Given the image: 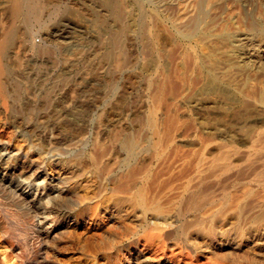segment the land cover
Listing matches in <instances>:
<instances>
[{
  "label": "rangeland",
  "instance_id": "374dc122",
  "mask_svg": "<svg viewBox=\"0 0 264 264\" xmlns=\"http://www.w3.org/2000/svg\"><path fill=\"white\" fill-rule=\"evenodd\" d=\"M5 1H7V0H5ZM5 1L0 0V27H1L0 28V32H1L0 40L3 37V33H4L3 31L6 30L7 27L9 28L13 25L12 22L10 23L11 20L9 17V13L6 9L8 2H5ZM56 1H58V2H56ZM64 1H66V2H64ZM64 1H62V0H42L41 2H46L48 5L51 3H52L51 5H55L57 3V5H61V6H63L64 4L66 6H72L73 4H75L76 6H80L82 8L87 7L86 2L74 3V0H71V1L64 0ZM149 1H152V0H149ZM171 1L170 0H153V3L150 2V4H149V2H148L147 5H145V9L147 11V14L150 13L149 15L152 14L151 16L154 17V18L151 17V18H153L152 20H154V21L148 22L149 27H150V30H148V31L150 33H152V35H150L151 37L149 36L147 38V41L150 40L151 43H150V41H148L147 43L150 44V45H148L145 42L148 46L145 43H143L144 41L140 38V33H138L139 32L138 30L135 29V30H133V32H131L132 30L129 31V32H131L130 33L131 36L128 35V37L125 36V38H124L125 44L123 42L124 45H123L122 50L126 49L125 50L126 52L122 51V53H121V61L119 63L121 68L116 66V67H118V69L115 66H113L110 62L103 60L101 57L107 48L106 41L108 39L109 34L107 32H104V34H102L100 36V39H99L98 33L96 32L97 30L93 26H91L90 23L86 19L80 20L79 18L74 17L68 13L67 14L66 13H59V14H57L58 16L57 15L56 16L55 15H49L47 13L49 11H45L44 12L45 18H43L44 23L43 24L40 23L38 25L39 27H37L38 23L37 24L34 23L33 27L31 25H29L28 27H24L22 24H20V23L18 24V27L16 30V36H15L16 39H14L12 44L10 45L12 47L9 46L7 52L3 56H0V63H3V65L8 67V69H9V73H4V74L0 73V79L3 78L5 81V82L2 81L3 79H1L0 84L3 86H6V87L2 86V91H1L2 93L0 92V195H1L0 196V205H1L0 206V264H18V263L19 264H92V261H93L92 258L89 256H86L84 253V250L86 249L87 244L89 243V242H87V241H89V237L94 238L93 239L94 243L96 241V242H99V244H100V254L98 253L99 256H98V263L97 264H184V263L188 264L189 262H190L189 264H258L259 259H260L259 262L264 264V262H263L264 261V258H263L264 257V232H263L264 227L262 228L263 230L260 233H258L257 235L253 234L252 231H248V230H250V222H252V220H254L255 217L257 218V216L260 214V211L262 209H264V206H263L264 204H262V203H264V190H263L264 187H263V185H261V183L264 184L263 183L264 182V178H263L264 173H261V172H264L262 169V166L264 167V162H263L264 161V152H263L264 151V131H263L264 130V108H263L264 102L262 103L261 101L258 102L256 99H252V97L249 96V93H248L249 89L250 90L253 89L259 83L255 85L254 84L255 81H253L252 79L247 80V82H246L247 86H249L250 84L253 83L254 87L252 86L253 88H251L250 87L251 85H250L247 88V92L244 91V94L248 93V94H246V95H248V97L243 96V97H245L243 99L246 100L248 98V100H246V102L248 104L249 103L250 104L248 107L249 110H247V112H245L243 114L238 115L236 112H234L235 115L233 116V111L227 112V110L226 109L224 110V108L222 106L219 105V107H218V103H215L211 99H202L201 100L198 98L199 99L198 100L197 97L195 96V92L198 90L197 87H200L201 82H199L200 78H199V73L197 71L198 66H196V64L198 65V59L197 58L198 57L204 58L208 54V51L206 52V49L209 50L207 48L208 45H204V44L200 43V45L197 46V45H194V43H191V44L187 43L188 42L187 38H184L186 31L184 32L183 28H179L180 23H179L178 19L176 18V17L180 16V14L183 11H185V10H183L182 12L180 11V10H182V9H180V8H182V2H181L182 0L176 1L179 3V4L177 3L178 5L181 4V6H179L180 8L177 7L178 5L176 4V2L174 0H171ZM229 1H231V0H226V1L224 0V2H223V0L222 1H219V0L218 1L217 0L212 1L211 0L210 3H208L209 4L208 7L205 6V8L207 7L206 12L209 15V16L207 15L208 16L207 18H209L210 20L212 19L213 23H214V21L216 23V20L219 19V21L217 20L216 24H210V26L212 25L211 26L212 30L211 29L210 30H211V32L213 31V33H212L213 36H211V38L214 37V32H215L214 30H216L217 25H218L217 29H219V27L222 26V24H226L227 22H229V20H228L229 18L231 19V17L237 15V13H236L237 11H239L238 16L237 17L235 16L234 18L239 19V21H241V22H244L245 21L244 19L247 18L245 12L247 13V15L250 14L251 16L255 15L257 11L260 13H264V6L261 5V2H262L261 0L260 1L252 0L254 4L248 0H235V1L232 0L234 2H232V1L229 2ZM243 1H244V4H243ZM154 2L155 3L157 2V5ZM194 2H196V1L194 0ZM194 2L192 1V3H194ZM216 2H217V4H220V6L217 5ZM240 2H241V4H240ZM245 2H247V3H245ZM255 2L260 3V4H256ZM263 2H264V0H263ZM231 3H232V5H231ZM171 4H173V6ZM228 4H229V6H228ZM154 5H156V6H154ZM193 5H195V3ZM254 5L256 7H254ZM147 6H148V8H147ZM153 6L156 8H154ZM157 6L158 7L161 6L163 9L159 10L157 8ZM209 6L214 12L211 9H209ZM171 7H173V8H171ZM219 7L220 8L222 7V8L220 9ZM149 8H151V9H149ZM152 8L155 12L152 10ZM167 8H168V10H167ZM175 8H176V11H175ZM218 8L221 10L220 12L217 10ZM234 8H237V9H234ZM100 9H101V7H100ZM171 9H173V10H171ZM223 9H224V11H227V12L223 13ZM5 10L8 14L5 12ZM208 10L211 12H209ZM232 10L234 13L232 12ZM177 11L178 12L180 11L179 12L180 14ZM240 11H242V13ZM100 12H102V9L100 10ZM227 13H229V14H227ZM240 13L243 15L241 16ZM174 14L176 15L175 17H174ZM218 14L219 15L221 14V15L219 16ZM223 14H226V15H223ZM232 14H233V16H232ZM161 15H162V17H161ZM222 15L224 17L229 15L230 17L223 19V22H221L222 18H224ZM262 16L264 17V15H262ZM47 17H48V19H46ZM67 17H68V19H67ZM212 17H214V18H212ZM151 18H150V20H151ZM175 18H176V20H175ZM7 19H8V21H7ZM209 19H207V20H209ZM58 20H60V21H58ZM80 21L81 22L86 21L87 24L85 22L81 23ZM231 21L232 20H230V22ZM88 23L91 27L88 25ZM53 24H55V25L53 26ZM155 24L157 27L155 26ZM3 25H5V27ZM163 25H165L167 33L171 34V32H172L174 40L168 39L166 37V36H168V34L165 32V27ZM213 25H215V26L213 27ZM14 26H15V24H14ZM24 28H26V29H24ZM35 28H37V29H35ZM162 28H164V29H162ZM168 28L171 30H169ZM175 28H178L177 29L178 31ZM241 30L245 31V28L241 27ZM18 31L21 33H19ZM181 31L184 34V35H182V38H181V36H179V34H181L180 33ZM216 31H218V30H216ZM28 32L30 33V35H28ZM31 32H33V33H31ZM134 32H136L137 34ZM149 32L147 33L148 35L150 34ZM154 32H155V35L153 34ZM59 33L61 35H59ZM67 33H69V34H67ZM132 33L135 35H133ZM175 34H177V35H175ZM208 34H211V33L209 32ZM103 35H106V37H104ZM153 35L155 38H153ZM156 35H157V37H156ZM19 36H20V38H19ZM29 36L32 37V39L34 41L31 40V38ZM155 39H157V41L162 43V44L159 43V45H158V43H156L157 41ZM184 39H185V41H184ZM95 41L99 42L100 44L96 45L97 42H95ZM128 41H129V43H127ZM31 42H32V44H31ZM168 42L169 43L172 42L171 43L172 46H171V44L169 45ZM140 43H142V44H140ZM186 43H187V45H186ZM184 44L186 46H184ZM13 45L14 46L16 45L15 46L16 48ZM163 45H164V47H162ZM181 45L185 48H183V47L181 48ZM191 45L193 48L191 47ZM201 45H203L204 48L200 47ZM96 46H98V47H96ZM155 46H157V48L161 47L160 51ZM165 46L167 47V49H165ZM205 46H207V47H205ZM258 46H256L257 48L255 47L254 50L251 51L250 55L252 56L251 59L253 58V59L257 60L258 58H260L259 60L261 61L262 59L264 60V56H263L264 55V43H259ZM39 47H46L48 50L50 49V51H54L56 54H54L52 52V54H49L50 56L48 54L41 55V56L36 55L35 54V48H39ZM54 47H56V50ZM99 47H102V48H99ZM146 47L147 48L149 47L148 48L149 50ZM198 47H199V49H198ZM33 48H34V50H33ZM174 48H175V50H173ZM200 48L203 49L204 51L201 52ZM66 49H67V52L65 51ZM95 49H97V50H95ZM98 49H101V50H98ZM143 49H144V51H143ZM151 49H152V51H151ZM193 49H194V51H191ZM85 50H87V51L85 52ZM163 50H164V52H162ZM180 50H181V52H180ZM78 51L81 53H79ZM147 51L151 52L150 53L151 55L149 54L150 56L147 54ZM167 51H168V54H167ZM82 52L85 53V56L82 54ZM143 52H144V54H143ZM145 52L147 55L145 54ZM200 52L203 54L202 56H199V55H201ZM205 52H206V54H204ZM90 53L93 54L92 57L90 56V55H92ZM94 53H96V54H94ZM97 53H99V55H101V56H99ZM165 53H166V55H164V57H163V54H165ZM180 53H182V55L185 57L183 58V56L180 55ZM185 53H186V55H189V56H186ZM192 53H193V55H192ZM82 55H83V57H82ZM160 55L163 58H161ZM172 55H174V56H172ZM190 55H192L193 58ZM166 56H167V58H166ZM261 56L263 57L262 59H261ZM187 57H189V58H187ZM80 58H81V61L79 60ZM98 58H99V60H98ZM123 58L127 59V61L130 63H128ZM133 58H135V59H133ZM143 58H146V59H143ZM164 58H166V60L168 61V64H167V61H164ZM89 59H90V61H89ZM122 59H123V61H122ZM168 59L169 60L172 59V60L169 61ZM1 60H3V61L1 62ZM5 60H6V62H5ZM86 60H88V61H86ZM142 60H144V62ZM195 60H197V61H195ZM99 61H102L103 63H101ZM146 61H148L149 63H153L154 61H156V65L157 64L158 65L155 66V62L153 65L155 68L154 71H156V75H154L155 73L153 71L152 65ZM191 61H193L192 65H194V66H191ZM105 62H107V64ZM162 62L166 63V64L162 65L163 64ZM169 62H171L172 64ZM181 62H182L181 65L183 67L179 66V64ZM194 62L195 63L197 62V63L195 64ZM125 63L127 65H125ZM141 63L143 65V67L141 66ZM183 63L186 65H183ZM261 63H264V61H261ZM261 63H258V64L260 65ZM123 64H124V67L122 66ZM138 64H140V65H138ZM169 64L171 65L170 68H169V66H170ZM99 66H100V68H99ZM137 66H138V68H137ZM222 66L220 65V67L217 69L218 74L219 73L223 74V73L228 71V67L223 66V68H221ZM144 67H147V68L145 69ZM177 67L180 69H178ZM185 67L191 68V70H192L191 74L189 73L190 69H188L187 71H189V72H187ZM142 68L144 69L143 72H142ZM181 68H182V71H180ZM140 69H141V71H140ZM175 70H177V71H175ZM138 71H140V72H138ZM148 71L149 72L151 71L153 74L149 73ZM147 73H149V74H147ZM176 73H177V75H176ZM9 74L10 75L13 74V76H11V77H14V78H11ZM136 74H139V75H136ZM187 74H189L191 76H187ZM145 75H147V76H145ZM164 75H165V77H164ZM157 76H158V78H157ZM160 76H162V77H160ZM167 76H169V78H170L169 80H168V78H166ZM180 76H181V78H180ZM195 76H196V78H195ZM108 78H110V79H108ZM159 78H161V80L162 79L166 80L167 86H166V84H164L165 81L162 80L163 81L162 82L161 80H159ZM190 78H193V80H191ZM151 79L154 80V82H152ZM237 79H239L240 82H243V80H241L240 77H237ZM10 80H12V81H10ZM106 80H108V81L106 82ZM111 80H113V81H111ZM157 80H158L157 84L159 85L158 89L156 86L157 84H155L157 82ZM181 80H183V81H181ZM196 82H198V83H196ZM249 82H252V83L249 84ZM186 83L189 85H187ZM192 83H194V84H192ZM190 84L193 87H190ZM195 84H197V85H195ZM106 85H108V86H106ZM177 85H178V87H177ZM184 85H187V87L185 86V88L190 92L189 94H191V95H189L188 91L185 90ZM194 85L196 88L194 87ZM159 87L162 88L161 89L162 90L161 95H163V97L158 96ZM179 87L182 89H180ZM258 87H261V86L258 85ZM192 88H194V89H192ZM163 90H164V92H163ZM258 90L260 91L261 88ZM177 91H179V92H177ZM1 94H2V96H1ZM184 94H186V95H184ZM187 94H188V96H187ZM186 96H187V98H189V100H187V101L185 100V99H187ZM163 99H165V100L168 99L169 101L168 100L165 101ZM195 99H197L198 101ZM193 100H195L196 102H194ZM203 100H206V102L205 101L203 102ZM208 100H211V101L208 102ZM153 101H157V102L159 101L157 104L158 105L157 107L155 106L157 102L154 103ZM191 101H193V102H191ZM184 102H186V103H184ZM159 103H160V105H159ZM261 103H262V105H261ZM161 104H163V105H161ZM203 104L204 105L206 104L205 105L206 108H202V107H204ZM251 104H253V105H251ZM221 107L223 108L224 111H222V109H220ZM170 108H172V109H170ZM257 109H259V110L257 111ZM167 112H170V114L169 113L167 114ZM222 112L225 114H223ZM249 112L252 114H250ZM226 113H228V114L226 115ZM154 114H156V115H154ZM244 114H246L247 116ZM169 115H171V117ZM252 115H254V116H252ZM151 116H154V118L156 117L155 121L157 122V124L155 123V125L160 124V125H158V127L156 126V129H157V135L156 136H155V134L154 135L152 134L153 132L150 130V128L148 126V122H149L148 120ZM174 117L178 121L175 120ZM259 117H260V119H259ZM167 118H171L175 121H173V123H167ZM208 120L210 121V123L207 122ZM261 120H262V122H261ZM179 121H181V122H179ZM174 122H176V123H174ZM216 122H218V123H216ZM165 125H166V127H165ZM68 127H69V129H68ZM160 132L162 133V135H160ZM165 134L166 135L171 134V135L167 137ZM129 135H130V137H129ZM126 136L128 138H133V139H135V137H136L135 140H138L139 146L136 149V151L134 152L135 153L134 161H136L134 163L135 164L134 169L137 171V173H139L140 172L139 166L144 168V169L140 168L141 173L138 175L141 176V174L143 175L146 172V173L150 174V176H151V174L155 173V176L152 175V177H154V179H156L155 185L156 184L157 185H156V187L154 186L153 190L149 189L153 192L150 191V193H149V191H146L147 198H148V196L150 197L149 200H155L156 202H158L161 205L162 204H166V206L169 205L168 207H166L165 205H162V207L167 209V210L169 209V207H171L172 202L175 204L181 203L182 207H184L183 202L188 197V195L187 196H185V195L187 193L190 195L191 192L189 193L188 191L193 190L192 192H194L196 190V192H198V191L200 192L202 199L210 198V202L202 203L203 205L205 204L204 207L202 205V206H200V207H202V209L197 208V210L192 211L194 214L191 212L190 214L177 215L173 211H169L168 213H165V215L163 216L164 219L162 221L167 223V225L165 223H163L162 224L163 227L162 226L160 227V225H161L160 223L162 221L159 219L161 221L160 222L158 220V218H153V216L150 215L156 221L158 220L159 222L158 221L157 222L159 224L155 220L153 222V219L149 218L150 216L148 214H146L148 216L145 217L146 218L145 220H147V219L148 220L145 221V220H143V218H141L140 215H137V214H139V212L129 211V210H126L125 208L121 209L122 205H124L121 200H123V202H124L125 199L122 198V196H124V195L121 193V191H119V190L117 191V186L120 184V182L122 183L125 181V177L122 178L123 176L121 177L119 174H122V173L124 174L126 172L124 167H122V166L126 163V160L128 157H127L126 151L122 148V146L120 144L122 141L126 140V138H127ZM161 136L162 137L166 136L167 138L166 137L162 138ZM124 137H125V139H124ZM157 137H159L160 139ZM258 137L260 139L257 140ZM161 138L165 139V140H161ZM144 139L147 140V142ZM166 139H167V141H168V139H171V140H170V142L169 141L167 142ZM153 141H157V144L155 145L156 148L153 145H151ZM220 143H221V147H219ZM232 144L235 147H233ZM94 145H95V148L92 150ZM157 146H158V148H157ZM171 146H173V147H171ZM217 146L219 148H217ZM162 147L164 149L161 152ZM256 147H258V148H256ZM98 148L99 149L102 148V150H104L106 152L102 151L101 149H100L101 151H98L99 150ZM150 148L151 149L153 148V149L151 150ZM231 148H232V150H234V152L232 150H230ZM233 148H235V149H233ZM255 148H256V151H255ZM223 149H225V150H223ZM90 150L93 152V154H91L92 152ZM158 150H160V151H158ZM171 150H172V152H171ZM253 151H254V153H253ZM260 151H262V152L259 153L260 154V156H259V154H257V153ZM96 152H100V153H96ZM103 152H104V156L102 155ZM141 152H142V154H141ZM243 152L244 153L247 152L246 156L249 158L245 159L244 157H246V156ZM248 152H252V153H248ZM27 153H28V155H27ZM35 153L36 154L41 153L40 154L41 156L37 157ZM182 153H184V154H182ZM198 153L200 154V159H201V161H199V163H197L198 158H199V156H197V155H199ZM222 153H227L225 162L228 160L226 162L227 163L226 167H228V168L225 167L224 169H221V170H223L221 173L218 172V171H220V170H218L217 172L214 173V174H216V176L214 174H211L207 177L204 176L200 182V184H203L201 186L198 182H195V181L193 184V180H191V178L193 177V175L195 173L194 171H197L198 169H200L202 167L203 161L205 162V161H209L212 159L214 160L215 155H216V159H217ZM234 153H236V154H234ZM239 153H241V154H239ZM99 154L101 157L102 156L103 157L101 158L99 156ZM105 154H107V155H105ZM186 154H188V155H186ZM261 154H263V155L261 156ZM92 156H98V158L100 157L99 158L100 161H98V164L108 166V168H110L109 171L111 170V172H109V173L107 172L104 175V174H100L99 172L93 171L95 173L94 174L91 170V169H93V165L90 166V164H89V163H92L91 162ZM161 156H163V157H161ZM193 156H195V157L193 158ZM240 156H244L243 157L244 159ZM30 157H33V158H30ZM87 157H89V158L87 159ZM160 157L162 159L164 157L165 158H164V160H161ZM179 157H180V160H179ZM209 157H211V158H209ZM232 157H234V158H232ZM85 158H86V160H85ZM190 158H191V160H190ZM229 158H231V159H229ZM137 159H139V160H137ZM158 159L161 161L160 164H159ZM248 159H249L248 165L245 166L244 161H246ZM254 159H256L257 161ZM82 160L88 161V162H82ZM250 160H254V162L255 161L256 162L253 163ZM260 160L262 162H260ZM115 161H117V162H115ZM183 162L185 164L186 163L188 164V165L186 164L188 166V168H186L187 166ZM192 162L194 164H192ZM250 162H252V163H250ZM113 163H114V165H113ZM147 163H148V165H147ZM189 163H191L193 166L191 167V165ZM231 163H233V164L231 165ZM136 164H138V166ZM235 164L238 167L233 166ZM253 164H255V165H253ZM194 165L196 167L198 166V168L194 167ZM241 165H242V170H244V168L246 169V167L252 166V167H249L248 170L251 168L252 169L254 168L252 170V171H254L257 168L256 165H260L261 166L260 169H262V170L259 169V167H260L259 166L258 169H256V171L251 173V175H253V176H251L249 174L251 177H253V178H251L250 176L246 175V174H248L247 169H246V171L245 170L242 171L240 169ZM232 166L234 169L232 168ZM243 166H245V167H243ZM191 168H193L194 171H191L190 170ZM145 169H147V170H145ZM162 169H164V170H162ZM239 169H240V171H242L244 173L239 174L240 173ZM120 170H122V171H120ZM152 171H153V173H152ZM157 171H160L164 174H162L160 172L158 174ZM249 171H251V170H249ZM257 171H258V173L255 174ZM224 172H225V174H224ZM219 173H220V175H219ZM156 174H157V176H156ZM244 174H245V176H247V178L249 177V179H248L249 181L245 180V179H247L246 177L243 178ZM160 175H162V176L159 177ZM168 175H169V177H168ZM240 175H243V176H240ZM75 176H77V177H75ZM78 176H81V177H78ZM117 176H118V178H117ZM214 176H215V180H214ZM172 177H173L172 180H174V181H171ZM174 177H176L177 179ZM223 177H224V179L221 180ZM261 177H262V179H261ZM136 178H138V176ZM136 178L134 177V180H135L134 182H133V180H131L132 183L127 181L128 183H131L130 186L133 187V185H134V187H137L139 185L138 179H136ZM255 178H259L260 181H257L258 179L256 180ZM241 179H242V181H241ZM75 180H77L78 182ZM79 180H80V183H79ZM159 180H161V182ZM186 180H188V184H187ZM207 180H209V181H207ZM184 181H185V183H184ZM189 181L192 182L191 184L193 186L192 185L191 186L193 187V189L189 185L190 184ZM216 181H218V182L216 183ZM251 181L254 183H252ZM76 184H77V186H75ZM90 184H92L93 187ZM160 184H162V186L163 185L164 186L161 187ZM197 184L200 186V187L198 186L199 190L197 189L198 188ZM257 184H259V185H257ZM71 185L72 186L74 185L76 188L74 186L71 187ZM175 185H177V186H175ZM184 185H189V186L187 187ZM166 186L169 189L166 188ZM207 186H209V188ZM224 187L227 189L225 190ZM164 188H166V189L163 191L162 189H164ZM247 188H249V189H247ZM114 190H115V192H114ZM179 190L180 191L182 190L181 191L182 194L179 193L180 192ZM183 190L184 191L186 190V191L184 192ZM221 190H222V192H221ZM255 190H256V192H255ZM94 191L95 192L97 191V193L95 194ZM99 191H100V193H99ZM242 191H243V193H242ZM247 191L249 193V196L248 195L245 196ZM160 192H162V193H160ZM174 192L176 194H174ZM177 192L179 194L178 196H177ZM206 192H210V193H206ZM211 192H215L214 196H216L217 199H216V197L213 196V193H211ZM79 193H80V195H78ZM92 193H94L98 197V199H99V197L101 198V200H99V201H98V199H96L97 200L96 203L98 204L97 211L100 208V210H99L100 212L98 211L100 217H99L98 222H95V223L89 222L90 220L88 219V213L87 212H84L83 214H81L82 217L76 216V211H78L77 209H79L80 207L84 208L85 206H83V205L87 206V203H88L87 199L89 200L90 197H94V195L92 196ZM113 193L115 195H113ZM163 193H166V194H163ZM150 194H151V196H150ZM155 194H158V195L156 196ZM222 194H223V197H222ZM250 194H252V196ZM84 195L86 196L85 198H84ZM108 195H109V197H108ZM181 195L184 197L181 198ZM60 196H61V198H59ZM119 196H120V199H119ZM153 197H155V198H153ZM178 197H179V199H177ZM225 197H227V198H225ZM246 197H248V199ZM221 198L223 199L222 201L220 200ZM83 199H85L87 202L85 200L83 202ZM174 199H176V200H174ZM225 199H227L229 202ZM160 200L164 203H162ZM259 200H260V202H259ZM213 201H217L218 205H216L215 204L216 202H213ZM223 201L226 204L222 203ZM244 201L246 202V204L247 203L250 204V205L247 204V205H249V208L251 205H254V206L251 207V209L245 208V206L247 207V205L244 206V204H245ZM118 202L119 203L121 202L120 205ZM209 203L210 204L212 203L213 206L212 205L210 206ZM254 203L256 204V206ZM238 204H239V206H238ZM11 205H12V207H11ZM33 205H34V207H33ZM214 205H216V206L214 207ZM54 206L56 208L54 210H52V207H54ZM208 206H210L211 208L208 209ZM218 206H220V207H218ZM8 207H9V209H8ZM242 207H244L245 209L243 210ZM15 208H17V209H15ZM61 208L62 209L64 208V209L62 210ZM204 208H206V209H204ZM221 208H222V210L224 209L222 211V213H221ZM252 208H253V210H252ZM260 208H262V209H260ZM212 210L218 211L217 217H215L210 222L204 221L203 217H205L206 214L208 215L210 213V211H212ZM32 211L34 212L33 214H32ZM127 211H129V212H127ZM252 211L253 212L255 211L256 214L252 213ZM13 212L16 214H13ZM19 212L22 214V216H25V217H22ZM131 212L133 214L136 213L135 216H137V217L133 216V214ZM245 212L249 213V214L247 213L248 216ZM18 213L20 215H17ZM202 213H204V216ZM199 214L201 215L202 219H201ZM221 214H222V216H221ZM236 214H238V215H236ZM250 214H252L254 216L256 215V216L251 217ZM27 216H29L30 218H28ZM166 216L167 217L171 216V217L167 218ZM3 217H4V219H3ZM179 217H180V219H179ZM188 217H190V219H196L198 222H199V220H202V222L200 221L198 227H203L202 225H204L205 223H206V225H204V226L207 227L208 226L207 223L208 224L211 223L214 225V226H212V228H214L216 231H220L219 229H221L223 226H224L223 227L224 229H221V231L222 230L228 231V229H230V232L225 231L226 237L225 236L223 237V240H224L223 245L221 246V244H219V242L217 240H216L217 242L214 241L215 239L212 241L207 236H202V235L193 236L194 238L196 237L195 240H194V238H193V240L191 239L193 242L190 240H187L185 238L184 232L181 231L180 227L184 226V224H187L186 222L189 221ZM242 217H245V218L243 219ZM246 217H248V220L246 219ZM60 218H61V220H60ZM62 218H63V220H62ZM238 218H240V221ZM29 219H31L30 222H29ZM139 219H142L143 221H141ZM237 219L239 222L237 221ZM183 220H184V222H183ZM243 220H247V222H245ZM9 221H11V222L9 223ZM23 221H26V222H23ZM27 222H28V227H27V225H25ZM140 222H142L143 224ZM151 222L155 223L156 225L158 224L156 226L157 228L155 227V231L150 229L152 226ZM3 223H4V225H3ZM182 223H183V225H182ZM220 223H221V226H220ZM238 223H240L239 225L242 224L243 226L242 227L239 226ZM146 224H147V226H146ZM12 225L13 226L15 225V226L13 227ZM17 225L19 226V228L17 227ZM130 225H131V227H129V229H128V226H130ZM149 225H150V227H149ZM244 225H246V226H244ZM8 226H10L12 229L9 228ZM24 226H26V227H24ZM145 226H146V228H145ZM153 226H155V225L153 224ZM237 226L239 228L241 227V230L239 228L238 229L240 230V232L244 231V233H246L245 237L247 238V236H248L249 239L248 238L246 239L245 237L237 236V235H240L239 230L235 229V228H237ZM247 226L249 227V229H247L248 228ZM6 227H8L12 231V234H10L11 236L9 235V233H11V231L7 232L8 234L5 233V231L8 230V228H7V230H5ZM31 227L33 228V230L31 229ZM159 227L163 230H159L160 229ZM225 227L227 229H225ZM148 228H149V231L152 230L151 232H155L154 234H156V232H157V233H159L158 235H160L162 233L165 236L164 235L162 236V234H161L160 237H162V238L159 237L158 238L159 240L156 239V241H155L156 235H154L152 233L154 235V237H153V235L150 236L151 232L149 233L148 231H147L148 232L147 234L149 236H147V234H145L146 233L145 230L146 229L148 230ZM152 228L154 229V227H152ZM243 228H245V229H243ZM124 229H127V230H125L126 234L123 231ZM156 229H158V231H156ZM242 229H243V231H242ZM133 230H134V232H133ZM2 231H3V235L5 234L4 236L2 235ZM23 231L24 232L26 231L25 232L26 234ZM93 231H95V233H96L95 235H92ZM127 231L130 234H128ZM164 231H165V233H164ZM245 231H248V232H245ZM17 232L20 234L21 233L25 234V236L24 235L22 236V234L20 235ZM122 233H124V234H122ZM251 233H252V236L250 237ZM15 234H17V235L15 236ZM235 234H237V235H235ZM13 235L16 239H14ZM7 236H10L9 239ZM112 237H114V238H112ZM149 237H151V238L149 239ZM217 237H218V235H217ZM26 238H27V240L30 239V241H31L30 245L32 246V248L29 247L30 249L28 248V250L25 249L27 247H22L25 244V242L27 241ZM261 238L263 239V242L261 241ZM13 239H14V241H13ZM95 239H97V240L99 239V240L97 241ZM116 239H118L119 241ZM162 239L165 241L164 242L165 244L163 243ZM147 240H149V241H147ZM188 241H190V242H188ZM239 242H240V245H239ZM22 243H24V244H22ZM150 243H153L152 246ZM159 243H161V244L157 245ZM102 245L104 248H101ZM156 246H157V248H156ZM159 246L164 250H161V248ZM185 246H187V247H185ZM210 247H214L217 249V251L215 253L216 255L210 254L209 252L207 253V251H209L207 249H210ZM237 247H238V249H236ZM262 247H263V249H262ZM257 250H259L260 252ZM174 251H175V253H174ZM238 252H240V254ZM176 253H178V254H176ZM179 253H180V255H179ZM203 253H204V255H203ZM205 253L207 254L206 257L208 258L209 261L206 259ZM173 254H175V255H173ZM183 254L186 257L185 256L183 257ZM237 254H239V255H237ZM241 254H243L244 256ZM260 254H263V255H260ZM209 255H212V257H214V258H212V257L210 258ZM176 256L178 258H176ZM258 256H260V258ZM170 257H172V259ZM256 257H258V258H256ZM174 258H175V260L172 261ZM188 258L190 261L187 260ZM262 258H263V261H261ZM183 259H185V260H183ZM176 260L177 261L180 260V261L177 262ZM184 261H186V262H184ZM254 261H255V263H254Z\"/></svg>",
  "mask_w": 264,
  "mask_h": 264
},
{
  "label": "bare ground",
  "instance_id": "6f19581e",
  "mask_svg": "<svg viewBox=\"0 0 264 264\" xmlns=\"http://www.w3.org/2000/svg\"><path fill=\"white\" fill-rule=\"evenodd\" d=\"M3 1H5V0H3ZM42 1V0H41ZM40 0H7V1H5V2H8L7 3V6H6V9H7V11H8V13H9V17H10V23L12 22V26L11 27H7L6 28V30H4L3 32V37H2V39L0 40V56H3L6 52H7V50H8V47L12 44V42H13V40L14 39H16L15 38V36H16V30H17V27H18V24L20 23V24H22L24 27H28L29 25H31L32 27L34 26V23H38L37 24V27H39L38 25L40 24V23H44L43 22V18H45L44 17V12L45 11H49V12H47L49 15H57V14H59V13H68V14H71L72 16H74V17H77V18H79L80 20H84V19H86L89 23H90V25L91 26H93L97 31V33H98V37H99V39H100V36L102 35V34H104V32H107L108 34H109V36H108V39H107V41H106V45H107V48H106V50L104 51V53H103V55L101 56V55H99V53H97L99 56H101L102 57V59L103 60H106L107 62H110L113 66H118V67H120V65H119V63H120V61H121V53H122V51L123 52H126L125 50H122V48H123V45L125 44V40H124V38H125V36H127L128 37V35H130L131 36V32H133V30H138L139 32L138 33H140V38L144 41H142L143 43H147L148 41H150V40H148L147 41V38L150 36V35H152V33H150L148 30H150V27H149V24H148V22H151V21H154V20H152L154 17L153 16H151V15H149L150 13H148L147 14V11H146V9H145V5H147V3L149 2V4H150V2H152L153 3V0L152 1H149V0H74V3H80V2H86L87 3V7L86 8H82V7H80V6H76L75 4H73L72 6H66L65 4L63 5V6H61V5H57V3L55 4V5H51V4H47L46 2H41ZM62 1H64V0H62ZM69 1H71V0H69ZM171 1V0H170ZM175 2L177 1V0H174ZM192 1L194 2V0H182L181 2H182V8H180L179 6H181V4L180 5H178L179 3L178 2H176V4L178 5L177 7H179L180 9H182V10H180L181 12L183 11V10H185V11H183L181 14H180V16H178V17H176L177 19H178V21H179V23H180V25H179V28H183V30H184V32L186 31V34H185V37L184 38H187V40H188V42L187 43H189V44H191V43H194V45H200V43L201 44H204V45H208V47L207 46H205V47H207L209 50H207L206 48V52L208 51V54L204 57V58H200V57H198L197 59H198V65L196 64V66H198V69H197V71H198V73H199V78H200V81L199 82H201V85H200V87H197V91L195 92V96L197 97V99L199 98V99H211V100H213L215 103H218V107H219V105L220 106H222L223 108H224V110L226 109L227 110V112L228 111H233V116L235 115L234 114V112H236L238 115L239 114H243V113H245V112H247V110H249V104L246 102V100H248V98L246 99V100H244L243 98H245V97H243V96H247L248 97V95H246V94H248L249 93V96H251L252 97V99H256L258 102L259 101H261L262 103L264 102V63H261V61H264L262 58V56H261V61L259 60L260 58H258L257 60H255V59H251V51H253L254 50V48L256 47V46H258L259 45V43H264V17L262 16V15H264V13H260V12H256V14L255 15H250V14H248L247 15V13L245 12V14H246V16H247V18L246 19H244L245 21L244 22H241V21H239V19H237V18H234L235 16L237 17L238 16V12L239 11H237L236 13H237V15H235V16H233V14H232V16L233 17H231V19L229 18L230 16L228 15V16H226V17H224L223 15H226V14H223L222 16L224 17V18H222V21L221 22H223V19H225V18H229L228 20H229V22H227L226 24H222V26H220L219 27V29H217V27H218V25H217V27H216V30H218V31H216V30H214L215 32H214V37L213 38H211V36H213L212 35V33H213V31L211 32V26H210V24H216L217 23V20L219 21V19H217L216 20V23H215V21H214V23H213V21H212V19L210 20L209 18H207L209 15L207 14V12H206V8L208 7V3H210V1L211 0H195L196 2H194L195 3V5H193L194 3H192ZM213 1V0H212ZM216 1V0H215ZM218 1V0H217ZM219 1H222V0H219ZM226 1V0H225ZM232 1V0H231ZM231 1H229V2H231ZM235 1V0H234ZM234 1H232V2H234ZM248 1H250V2H252L253 3V1L252 0H248ZM257 1H260V0H257ZM262 2H263V0H261ZM53 2V1H52ZM56 2H58V1H56ZM64 2H66V1H64ZM172 2V1H171ZM223 2H224V0H223ZM242 2V1H241ZM241 2H240V4H241ZM249 2V3H250ZM261 2V5H263L264 6V2L262 3ZM49 3V2H48ZM70 3V2H69ZM155 3V2H154ZM226 3V2H225ZM237 3V2H236ZM245 3H247V2H245ZM248 3V4H249ZM256 4H260V3H257V2H255ZM3 4V3H2ZM60 4V3H59ZM156 5H157V2L155 3ZM175 4V5H176ZM216 4H217V2H216ZM243 4H244V1H243ZM254 4V3H253ZM255 4V5H256ZM71 5V4H70ZM92 5V6H91ZM156 5H154V6H156ZM172 6H173V4H171ZM217 5H219L220 6V4H217ZM227 5V4H226ZM225 5V6H226ZM231 5H232V3H231ZM239 5V4H238ZM254 5V7H256ZM153 6V7H154ZM205 6H207L206 8H205ZM224 6V5H223ZM228 6H229V4H228ZM245 6V5H244ZM96 9H95V8ZM100 7H101V9H102V12H100ZM234 7V6H233ZM237 7V6H236ZM4 8V7H3ZM147 8H148V6H147ZM154 8H156V7H154ZM157 8L160 10H162L163 8L161 7V6H157ZM171 8H173V7H171ZM220 8V7H219ZM217 9L219 12L221 11L220 9L222 8H220V9ZM225 8V7H224ZM227 8V7H226ZM238 8V7H237ZM237 8H234V9H237ZM258 8V7H257ZM149 9H151V8H149ZM178 9V8H177ZM209 9H211L210 8V6H209ZM233 9V8H232ZM243 9V8H242ZM245 9V8H244ZM148 10V9H147ZM152 10H153V8H152ZM151 10V11H152ZM167 10H168V8H167ZM171 10H173V9H171ZM212 10V9H211ZM227 10V9H226ZM154 11V10H153ZM175 11H176V8H175ZM209 11V10H208ZM213 11V10H212ZM253 11V10H252ZM5 12H6V10H5ZM155 12V11H154ZM158 12V11H157ZM165 12V11H164ZM173 12V11H172ZM209 12H211V11H209ZM214 12V11H213ZM218 12V13H219ZM225 12H227V11H224V9H223V13H225ZM232 12H233V10H232ZM241 13H242V11H240ZM7 13V12H6ZM5 13V14H6ZM7 13V14H8ZM152 13V12H151ZM166 13V12H165ZM234 13V12H233ZM240 13V15L242 16L243 14H241ZM161 14V13H160ZM163 14V13H162ZM167 14V13H166ZM212 14V13H211ZM227 14H229V13H227ZM47 15V14H46ZM48 15V16H49ZM156 15V14H155ZM208 15V16H207ZM219 15V14H218ZM221 15V14H220ZM219 15V16H220ZM231 15V14H230ZM250 15V16H249ZM7 16V15H6ZM54 16V17H55ZM58 16V15H57ZM60 16V15H59ZM88 16V17H87ZM176 15L174 14V17H175ZM212 16V15H211ZM245 16V15H244ZM53 17V18H54ZM151 17H153V18H151ZM157 17V16H156ZM161 17H162V15H161ZM164 17V16H163ZM59 18V17H58ZM63 18V17H62ZM61 18V19H62ZM150 18H151V20H150ZM165 18V17H164ZM163 18V19H164ZM176 18H175V20H176ZM212 18H214V17H212ZM9 19V18H8ZM8 19H7V21H8ZM46 19H48V17L46 18ZM55 19V18H54ZM67 19H68V17H67ZM78 19V20H79ZM174 19V18H173ZM207 19H209V20H207ZM241 19V18H240ZM52 20V19H51ZM75 20V19H74ZM160 20V19H159ZM165 20V19H164ZM230 20H232L231 22H230ZM58 21H60V20H58ZM157 21V20H156ZM225 21V20H224ZM78 22V21H77ZM81 22V21H80ZM83 22V21H82ZM81 22V23H82ZM85 23H86V21H84ZM83 22V23H84ZM226 22V21H225ZM224 22V23H225ZM51 23V22H50ZM89 23H88V25H89ZM155 23V22H154ZM6 24V23H5ZM14 24H15V26H14ZM33 24V25H32ZM41 24V25H42ZM87 24V23H86ZM40 25V26H41ZM55 24H53V26H54ZM87 25V26H88ZM89 25V26H90ZM174 25V24H173ZM177 25V24H176ZM4 27H5V25H3ZM10 26V25H9ZM90 26V27H91ZM155 26H156V24H155ZM159 26V25H158ZM164 27H165V25H163ZM168 26V25H167ZM175 26V25H174ZM215 25H213V27H214ZM3 27V28H4ZM64 27V26H63ZM157 27V26H156ZM155 27V28H156ZM162 27V26H161ZM241 27H244L245 28V31L243 32L242 30H241ZM1 28V27H0ZM61 28V27H60ZM66 28V27H65ZM154 28V27H153ZM24 29H26V28H24ZM35 29H37V28H35ZM91 29V28H90ZM162 29H164V28H162ZM169 29V28H168ZM167 29V30H168ZM176 30L178 29V28H175ZM211 29V30H210ZM30 30V29H29ZM70 30V29H69ZM132 30V31H131ZM153 30V29H152ZM156 30V29H155ZM169 30H171V29H169ZM32 31V30H31ZM129 31H131V32H129ZM162 31V30H161ZM175 31V30H174ZM178 31V30H177ZM19 32V31H18ZM57 32V31H56ZM95 32V33H96ZM129 32V33H128ZM137 32V31H136ZM136 32H134V33H136ZM150 33L149 35L147 34V33ZM165 32L167 33V31H166V27H165ZM169 32V31H168ZM211 33V34H208V33ZM19 33H21V32H19ZM31 33H33V32H31ZM55 33V32H54ZM62 33V32H61ZM96 33V34H97ZM106 33V34H107ZM128 33V34H127ZM174 33V32H173ZM178 33V32H177ZM181 34H179V36H181V38H182V35H184L183 33H182V31L180 32ZM0 34H1V32H0ZM18 34V33H17ZM35 34V33H34ZM67 34H69V33H67ZM127 34V35H126ZM133 34V33H132ZM137 34V33H136ZM154 35H155V32L153 33ZM168 34V36H166L168 39H171V40H174V37H173V34H172V32H171V34L170 33H167ZM166 34V35H167ZM19 35V34H18ZM17 35V36H18ZM28 35H30V33L28 32ZM32 35V34H31ZM59 35H61L60 33H59ZM58 35V36H59ZM63 35V34H62ZM65 35V34H64ZM133 35H135V34H133ZM154 35H153V38H155L154 37ZM175 35H177V34H175ZM34 36V35H33ZM97 36V35H96ZM95 36V37H96ZM104 37H106V35H103ZM102 36V37H103ZM160 36V35H159ZM178 36V37H179ZM30 37V36H29ZM56 37V36H55ZM61 37V36H60ZM101 37V38H102ZM139 37V36H138ZM151 37V36H150ZM156 37H157V35H156ZM19 38H20V36H19ZM31 38V40H33L32 39V37H30ZM36 38V37H35ZM34 38V39H35ZM67 38V37H66ZM130 38V37H129ZM104 39V38H103ZM102 39V40H103ZM131 39V38H130ZM135 39V38H134ZM137 39V38H136ZM129 40V39H128ZM132 40V39H131ZM156 41H157V39H155ZM183 40V39H182ZM29 41V40H28ZM34 41V40H33ZM90 41V40H89ZM140 41V40H139ZM181 41V40H180ZM184 41H185V39H184ZM95 42H97V41H95ZM123 42H124V44H123ZM136 42V41H135ZM141 42V41H140ZM166 42V41H165ZM164 42V43H165ZM179 42V41H178ZM25 43V42H24ZM23 43V44H24ZM94 43V42H93ZM104 43V42H103ZM127 43H129V41L127 42ZM145 43V44H146ZM150 43H151V41H150ZM156 43H158V45H159V43L160 42H156ZM169 43V42H168ZM172 43V42H171ZM171 43H169V45L171 44ZM183 43V42H182ZM187 43H186V45H187ZM31 44H32V42H31ZM34 44V43H33ZM97 44H100L99 42H97L96 43V45ZM105 44V43H104ZM140 44H142V43H140ZM144 44V45H145ZM148 44V43H147ZM146 44V45H147ZM160 44H162V43H160ZM188 44V45H189ZM22 45V44H21ZM26 45V44H25ZM30 45V44H29ZM67 45V44H66ZM148 45H150V44H148ZM147 45V46H148ZM154 45V44H153ZM185 44H184V46H186ZM193 45V44H192ZM192 45H191V47H192ZM262 45V44H261ZM14 46V45H13ZM16 46V45H15ZM14 46V47H15ZM23 46V45H22ZM21 46V47H22ZM31 46V45H30ZM33 46V45H32ZM140 46V45H139ZM152 46V45H151ZM171 46H172V44H171ZM10 47H12V46H10ZM53 47V46H52ZM66 47V46H65ZM96 47H98V46H96ZM95 47V48H96ZM106 47V46H105ZM104 47V48H105ZM156 48H157V46H155ZM162 47H164V45L162 46ZM169 47V46H168ZM183 46L181 45V48H182ZM200 47H203L204 48V46L203 45H201ZM259 47V46H258ZM16 48V47H15ZM55 48V50H56V47H54ZM99 48H102V47H99ZM145 48V47H144ZM147 48V47H146ZM149 48V47H148ZM147 48V49H148ZM155 48V49H156ZM160 48L161 47H159V48H157V49H159V51H160ZM183 48H185V47H183ZM193 48V47H192ZM257 48V47H256ZM128 49V48H127ZM165 49H167V47L165 46ZM189 49V48H188ZM187 49V50H188ZM198 49H199V47H198ZM201 49V48H200ZM33 50H34V48H33ZM92 50V49H91ZM95 50H97V49H95ZM98 50H101V49H98ZM146 50V49H145ZM149 50V49H148ZM154 50V49H153ZM173 50H175V48L173 49ZM186 50V51H187ZM197 50V49H196ZM23 51V50H22ZM21 51V52H22ZM66 52H67V49L65 50ZM80 51V50H79ZM78 51V52H79ZM87 50H85V52H86ZM93 51V50H92ZM103 51V50H102ZM143 51H144V49H143ZM151 51H152V49H151ZM166 51V50H165ZM191 51H194V49L193 50H191ZM190 51V52H191ZM200 51V50H199ZM202 51H204L203 49H201V52ZM256 51V50H255ZM52 52L54 53V54H56L54 51H50V49L48 50L46 47H39V48H35V54L36 55H39V56H41V55H45V54H52ZM94 52V51H93ZM98 52V51H97ZM129 52V51H128ZM133 52V51H132ZM162 52H164V50L162 51ZM177 52V51H176ZM180 52H181V50H180ZM200 52V53H201ZM206 52L204 53V54H206ZM257 52V51H256ZM63 53V52H62ZM79 53H81V52H79ZM151 52L149 51H147V54L149 55ZM153 53V52H152ZM159 53V52H158ZM170 53V52H169ZM59 54V53H58ZM82 54L85 56V53H83L82 52ZM90 54H92V53H90ZM94 54H96V53H94ZM143 54H144V52H143ZM145 54H146V52H145ZM146 54V55H147ZM161 54V53H160ZM167 54H168V51H167ZM175 54V53H174ZM191 54V53H190ZM83 55H82V57H83ZM97 55V56H98ZM151 55V54H150ZM149 55V56H150ZM154 55V54H153ZM157 55V54H156ZM162 55V54H161ZM160 55V56H161ZM164 55H166V53L165 54H163V57H164ZM180 55H182V53H180ZM185 55H186V53H185ZM192 55H193V53H192ZM192 55H190V56H192ZM199 55V54H198ZM203 54L201 53V55H199V56H202ZM260 55V54H259ZM14 56V55H13ZM50 56V55H49ZM61 56V55H60ZM80 56V55H79ZM91 57L93 56V54L92 55H90ZM89 56V57H90ZM159 56V57H160ZM172 56H174V55H172ZM177 56V55H176ZM183 56V55H182ZM186 56H189V55H186ZM264 56V55H263ZM52 57V56H51ZM56 57V56H55ZM88 57V58H89ZM158 57V56H157ZM162 56H161V58H163ZM185 56H183V58H184ZM256 57V56H255ZM125 58V57H124ZM123 58V59H124ZM139 58V57H138ZM142 58V57H141ZM166 58H167V56H166ZM166 58H164V61H167L166 60ZM187 58H189V57H187ZM192 58H193V56H192ZM16 59V58H15ZM123 59H122V61H123ZM133 59H135V58H133ZM143 59H146V58H143ZM150 59V58H149ZM4 60V59H3ZM3 60H1V62L3 61ZM59 60V59H58ZM80 61H81V58L79 59ZM83 60V59H82ZM98 60H99V58H98ZM124 60H126L127 61V59H124ZM130 60V59H129ZM162 60V59H161ZM160 60V61H161ZM169 60V59H168ZM170 60H172V59H170ZM169 60V61H170ZM86 61H88V60H86ZM89 61H90V59H89ZM93 61V60H92ZM141 61V60H140ZM143 62H144V60H142ZM163 61V60H162ZM181 61V60H180ZM188 61V60H187ZM195 61H197V60H195ZM5 62H6V60H5ZM85 62V61H84ZM99 62H101V63H103L102 61H99ZM107 62H105L106 64H107ZM128 62V61H127ZM138 62V61H137ZM146 62H148V61H146ZM152 62V61H151ZM155 62V66H157L156 65V61H154ZM154 62L153 63H149V64H151L152 65V68H153V71H154ZM189 62V61H188ZM192 62L193 61H191V66H194V65H192ZM104 63V64H105ZM124 63V62H123ZM128 63H130V62H128ZM140 63V62H139ZM161 63V62H160ZM163 63V62H162ZM169 63H171V62H169ZM179 63V62H178ZM186 63V62H185ZM258 63H261L260 65L258 64ZM96 64V63H95ZM103 64V65H104ZM144 64V63H143ZM164 64H166V63H163L162 65H164ZM167 64H168V61H167ZM172 64V63H171ZM182 62L179 64V66L181 67L182 65ZM188 64V63H187ZM259 66H258V65ZM82 65V64H81ZM90 65V64H89ZM125 65H127L126 63H125ZM130 65V64H129ZM138 65H140V64H138ZM150 65V66H151ZM170 65V64H169ZM168 65V66H169ZM183 65H186V64H184L183 63ZM190 65V64H189ZM220 65L222 66H226V67H228V71L227 72H225V73H217V69L220 67ZM10 66V65H9ZM78 66V65H77ZM110 66V65H109ZM123 67H124V64L122 65ZM141 66L143 67V65H142V63H141ZM146 66V65H145ZM167 66V65H166ZM178 66V65H177ZM188 66V65H187ZM223 66L221 67V68H223ZM15 67V66H14ZM89 67V66H88ZM114 67V68H115ZM118 67H116L117 69H118ZM171 67V65L169 66V68ZM183 67V66H182ZM190 67V66H189ZM99 68H100V66H99ZM109 68V67H108ZM121 68V67H120ZM137 68H138V66H137ZM140 68V67H139ZM145 69L147 68V67H144ZM178 68V67H177ZM176 68V69H177ZM197 68V67H196ZM178 69H180V68H178ZM184 69V68H183ZM185 69H186V71L188 70V69H190V72L189 71H187V72H189L190 74H191V68H187V67H185ZM193 69V68H192ZM18 70V69H17ZM116 70V69H115ZM136 70V69H135ZM138 70V69H137ZM143 68H142V72H143ZM157 70V69H156ZM172 70V69H171ZM20 71V70H19ZM140 71H141V69H140ZM140 71H138V72H140ZM158 71V70H157ZM170 71V70H169ZM168 71V72H169ZM175 71H177V70H175ZM180 71H182V68H181V70ZM147 72V71H146ZM145 72V73H146ZM149 72V71H148ZM179 72V71H178ZM177 72V73H178ZM223 72V71H222ZM0 73H9V69H8V67H6L5 65H3V63H0ZM19 73V72H18ZM28 73V72H27ZM109 73V72H108ZM112 73V72H111ZM135 73V72H134ZM149 73H152L151 71L149 72ZM149 73H147V74H149ZM154 75H156V71H154ZM165 73V72H164ZM177 73H176V75H177ZM11 74V73H10ZM9 74V75H10ZM113 74V73H112ZM153 74V73H152ZM166 74V73H165ZM168 74V73H167ZM179 74V73H178ZM184 74V73H183ZM196 74V73H195ZM37 75V74H36ZM110 75V74H109ZM136 75H139V74H136ZM141 75V74H140ZM143 75V74H142ZM153 75V76H154ZM175 75V76H176ZM193 75V74H192ZM198 75V74H197ZM11 76H13V74L12 75H10V77ZM38 76V75H37ZM113 76V75H112ZM145 76H147V75H145ZM187 76H191V75H189V74H187ZM42 77V76H41ZM109 77V76H108ZM160 77H162V76H160ZM164 77H165V75H164ZM179 77V76H178ZM237 77H240L241 78V80H243V82H240V80L239 79H237ZM11 78H14V77H11ZM22 78V77H21ZM141 78V77H140ZM157 78H158V76H157ZM166 78H168V80L170 79L169 78V76H167ZM165 78V79H166ZM180 78H181V76H180ZM194 78V77H193ZM193 78H190L191 80H193ZM195 78H196V76H195ZM194 78V79H195ZM1 79H3V78H1ZM0 79V80H1ZM41 79V78H40ZM108 79H110V78H108ZM112 79V78H111ZM153 79V78H152ZM151 79V81L152 82H154V80H152ZM249 79H252L253 81H255V85L256 84H258V85H260L261 87H258V85L257 86H255L254 87V85H253V81L252 82H249V84L250 83H252V84H250L249 86L251 87V88H253V89H249V91H248V93H246L247 92V88L249 87V86H247V84H246V82H247V80H249ZM159 80H161V78H159ZM163 80V79H162ZM161 80V81H162ZM184 80V79H183ZM183 80H181V81H183ZM196 80V79H195ZM2 81H4V79L2 80ZM9 81V80H8ZM10 81H12V80H10ZM108 80H106V82H107ZM110 81V80H109ZM111 81H113V80H111ZM163 81H165L164 82V84H166L167 82H166V80H163ZM162 81V82H163ZM251 81V80H250ZM5 82V81H4ZM160 82V81H159ZM171 82V81H170ZM158 83V80H157V82L155 83V84H157ZM196 83H198V82H196ZM12 84V83H11ZM108 84V83H107ZM114 84V83H113ZM187 84V83H186ZM192 84H194V83H192ZM1 85V84H0ZM6 85V84H5ZM14 85V84H13ZM49 85V84H48ZM187 85H189V84H187ZM187 85H184V88H185V86L187 87ZM195 85H197V84H195ZM195 85H194V87H195ZM199 85V84H198ZM2 86L3 85H1L0 86V92L2 91ZM106 86H108V85H106ZM157 86V89H158V84L156 85ZM163 86V85H162ZM166 86H167V84H166ZM173 86V85H172ZM253 86V87H252ZM3 87H6V86H3ZM23 87V86H22ZM113 87V86H112ZM169 87V86H168ZM175 87V86H174ZM177 87H178V85H177ZM190 87H193V86H191V84H190ZM263 87V88H262ZM110 88V87H109ZM180 88V87H179ZM183 88V89H184ZM196 88V87H195ZM261 88V90L259 91L258 89H260ZM156 89V90H157ZM162 88H160L159 87V91H158V96H162L163 97V95H161V90ZM175 89V88H174ZM180 89H182V88H180ZM192 89H194V88H192ZM176 90V89H175ZM185 90H187L186 88H185ZM4 91V90H3ZM16 91V90H15ZM154 91V90H153ZM152 91V92H153ZM188 91V90H187ZM244 91H246L245 93L246 94H244ZM163 92H164V90H163ZM177 92H179V91H177ZM185 92V91H184ZM2 93V92H1ZM14 93V92H13ZM18 93V92H17ZM187 93V92H186ZM190 92L188 91V94H189ZM6 94V93H5ZM8 94V93H7ZM188 94H187V96H188ZM194 94V93H193ZM184 95H186V94H184ZM189 95H191V94H189ZM1 96H2V94H1ZM7 96V95H6ZM19 96V95H18ZM187 96H186V98H187ZM193 96V95H192ZM16 97V96H15ZM157 97V96H156ZM161 97V98H162ZM2 98V97H1ZM165 98V97H164ZM250 98V97H249ZM166 99V98H165ZM165 99H163V100H165ZM197 99H195V100H197ZM198 99V100H199ZM251 99V100H252ZM3 100V99H2ZM159 100V99H158ZM168 100V99H167ZM167 100H165V101H167ZM186 101L187 100H189V98H187V99H185ZM191 100V99H190ZM195 100H193L194 102H196ZM197 100V101H198ZM211 100H208V102L209 101H211ZM255 100V101H256ZM169 101V100H168ZM193 101H191V102H193ZM206 102V100H203V102ZM253 101V100H252ZM152 102V101H151ZM154 103L155 102H157V101H153ZM159 102V101H158ZM158 102L156 103V107L158 106L157 104H158ZM189 102V101H188ZM200 102V101H199ZM251 102V101H250ZM184 103H186V102H184ZM262 103H261V105H262ZM153 104V103H152ZM173 104V103H172ZM256 104V103H255ZM159 105H160V103H159ZM161 105H163V104H161ZM204 105V104H203ZM206 105V104H205ZM204 105V107H202V108H206V106ZM251 105H253V104H251ZM152 106V105H151ZM255 106V105H254ZM257 106V105H256ZM17 107V106H16ZM34 107V106H33ZM209 107V106H208ZM207 107V108H208ZM220 108V109H222V111H224L223 110V108ZM262 108V107H261ZM264 108V107H263ZM170 109H172V108H170ZM210 109V108H209ZM169 110V109H168ZM208 110V109H207ZM213 110V109H212ZM254 110V109H253ZM259 109H257V111H258ZM164 111V110H163ZM216 111V110H215ZM155 112V111H154ZM171 112V111H170ZM170 112H167V114L169 113L170 114ZM261 112V111H260ZM223 113V112H222ZM250 113V112H249ZM223 114H225V113H223ZM228 113H226V115H227ZM236 114V115H237ZM250 114H252V113H250ZM154 115H156V114H154ZM173 115V114H172ZM175 115V114H174ZM180 115V114H179ZM222 115V114H221ZM244 115H246V114H244ZM170 117H171V115H169ZM168 116V117H169ZM247 116V115H246ZM251 116V115H250ZM252 116H254V115H252ZM173 117V116H172ZM177 117V116H176ZM221 117V116H220ZM228 117V116H227ZM175 118V117H174ZM178 118V117H177ZM180 118V117H179ZM182 118V117H181ZM232 118V117H231ZM236 118V117H235ZM242 118V117H241ZM245 119V118H244ZM243 119V120H244ZM259 119H260V117H259ZM156 120V117L154 118V116H151L150 118H149V122H148V126H149V128H150V130L153 132L152 134L154 135L155 134V136L157 135V129H156V126L158 127V125H160V124H158V125H155V123L157 124V122L155 121ZM166 120V119H165ZM175 120H177L176 118H175ZM175 120H173V119H171V118H167V123H173V121H175ZM236 120V119H235ZM242 120V121H243ZM247 120V119H246ZM245 120V121H246ZM178 121V120H177ZM244 121V122H245ZM146 122V123H147ZM179 122H181V121H179ZM208 123H210V121L208 120L207 121ZM222 122V121H221ZM256 122V121H255ZM261 122H262V120H261ZM174 123H176V122H174ZM216 123H218V122H216ZM223 123V122H222ZM145 125V124H144ZM68 126V125H67ZM146 126V125H145ZM168 126V125H167ZM66 127V126H65ZM82 127V126H81ZM165 127H166V125H165ZM171 127V126H170ZM173 128V127H172ZM68 129H69V127H68ZM263 130V129H262ZM264 131V130H263ZM82 132V131H81ZM164 134V133H163ZM255 134V133H254ZM160 135H162V133L160 132ZM166 135V134H165ZM171 135V134H170ZM170 135H166L167 137L168 136H170ZM173 135V134H172ZM166 136H163V137H166ZM127 137V136H126ZM129 137H130V135H129ZM147 137V136H146ZM151 137V136H150ZM162 137V136H161ZM162 137V138H163ZM166 137V138H167ZM172 137V136H171ZM115 138V137H114ZM128 138V137H127ZM126 138V140H124V141H122L120 144H121V146H122V148L126 151V153H127V160H126V163L122 166V167H124V169H125V173L123 174H119L122 178H124L125 177V181L124 182H120V184L117 186V191L119 190V191H121V193L124 195V196H122V198L123 199H125L124 200V202H123V200H121L122 201V203L124 204V205H122V208L121 209H126V210H129V211H137V212H139V214H137V215H140L141 216V218H143V220H145L146 218V216H153V218H158V220L160 219L161 221L164 219L163 218V216L165 215V213H168L169 211H173L175 214H177V215H181V214H190L192 211H194V210H197V208H201L202 209V207H200V206H202L203 204L202 203H208V202H210V198H207V199H202L201 198V195H200V192L198 191V192H196V190L194 191V192H192V191H188L189 193H190V195L187 193L185 196H187L188 195V197H187V199L183 202V206L184 207H182V205H181V203H179V204H175V203H171V207H169V209L167 210V209H165V208H163L162 207V205H165L166 206V204H159L158 202H156L155 200H149V196H148V198H147V195H146V191H149V193H150V191L151 190H149V189H154V186L156 187V185H155V180L156 179H154V177H152V175H154L155 176V173H153V171L155 170H153L152 171V173L153 174H151V176H150V174H148V173H144L143 175L141 174V176L140 175H138V174H140L141 173V169L140 168H142V167H140L139 166V170H140V172L139 173H137V171L134 169V163L136 162V161H134V157H135V151H136V149L138 148V140H135L136 139V137H135V139H133V138H128L127 139ZM157 138H159V137H157ZM161 138V140H165V139H162ZM174 138V137H173ZM124 139H125V137H124ZM146 139V138H145ZM144 139V140H145ZM152 139V138H151ZM160 139V138H159ZM158 139V140H159ZM258 139H260L259 137L257 138V140ZM170 140L171 139H168V141L170 142ZM120 141V140H119ZM146 142H147V140H145ZM144 141V142H145ZM160 141V140H159ZM166 141H167V139H166ZM167 141V142H168ZM94 142V141H93ZM141 142V141H140ZM162 142V141H161ZM262 142V141H261ZM263 143V142H262ZM157 144V141H153L152 142V144L151 145H153L154 147H155V145ZM223 145V144H222ZM257 145V144H256ZM255 145V146H256ZM227 146V145H226ZM232 146H233V144H232ZM258 146V145H257ZM108 147V146H107ZM153 147V148H154ZM167 147V146H166ZM171 147H173V146H171ZM219 147H221V143H220V146ZM218 146H217V148H219ZM233 147H235V146H233ZM95 148V145L93 146V148H92V150ZM121 148V149H122ZM152 148V149H153ZM156 148V147H155ZM157 148H158V146H157ZM212 148V147H211ZM229 148V147H228ZM254 148V147H253ZM256 148H258V147H256ZM256 148H255V151H256ZM260 148V147H259ZM99 149V148H98ZM101 150H102V148H100ZM98 150V151H101V150ZM106 149V148H105ZM122 149V150H123ZM151 149V148H150ZM151 149V150H152ZM160 149V148H159ZM162 149V150H161ZM160 150H161V152L163 151V147L161 148ZM233 149H235V148H233ZM262 149V148H261ZM97 150V149H96ZM155 150V149H154ZM160 150H158V151H160ZM223 150H225V149H223ZM229 150V149H228ZM230 150H232V148L230 149ZM247 150V149H246ZM253 150V149H252ZM91 151V150H90ZM102 151H104V150H102ZM220 151V150H219ZM233 152H234V150H232ZM237 151V150H236ZM250 151V150H249ZM258 151V150H257ZM92 152V151H91ZM104 152H106V151H104ZM104 152H103V156H104ZM150 152V151H149ZM170 152V151H169ZM171 152H172V150H171ZM262 151H260V152H258L257 154H259V153H261ZM264 152V151H263ZM30 153V152H29ZM96 153H100V152H96ZM108 153V152H107ZM177 153V152H176ZM237 153V152H236ZM236 153H234V154H236ZM244 153V152H243ZM247 153V152H246ZM246 153H244L245 154V156H246ZM248 153H252V152H248ZM253 153H254V151H253ZM36 154V153H35ZM41 153H37L36 154V156L37 157H40L41 155H40ZM91 154H93V152L91 153ZM95 154V153H94ZM141 154H142V152H141ZM164 154V153H163ZM182 154H184V153H182ZM199 154V153H198ZM212 154V153H211ZM210 154V155H211ZM239 154H241V153H239ZM27 155H28V153H27ZM105 155H107V154H105ZM138 155V154H137ZM179 155V154H178ZM186 155H188V154H186ZM203 155V154H202ZM209 155V156H210ZM214 155V154H213ZM231 155V154H230ZM249 155V154H248ZM255 155V154H254ZM263 154H261V156H262ZM99 156H100V154H99ZM102 156V157H103ZM182 156V155H181ZM197 156H199V158H198V162L197 163H199V161H201V159H200V154L199 155H197ZM208 156V155H207ZM226 156H227V153H222L217 159H216V155L214 156V160L212 159V160H209V161H203V163H202V167L200 168V169H198L197 171H194L193 170V168H191L190 170L191 171H194L193 173H194V175H193V177L191 178V180H193V184H194V181L195 182H198L199 184H200V182H201V180L203 179V177L205 176V177H207V176H209V175H211V174H214L215 172H217L218 170H220V171H218V172H222L223 170H221V169H224L226 166H227V161L225 162V160H226ZM259 156H260V154H259ZM258 156V157H259ZM58 157V156H57ZM101 157V156H100ZM99 157V158H100ZM101 157V158H102ZM161 157H163V156H161ZM160 157V158H161ZM195 156H193V158H194ZM231 157V156H230ZM240 157H244V156H240ZM257 157V156H256ZM30 158H33V157H30ZM89 157H87V159H88ZM99 158H98V156H92L91 157V162L92 163H89L90 164V166L91 165H93V169H91L92 170V172L94 171V172H99L100 174H104L105 175V173H109V172H111V170L109 171V169L110 168H108V166H105V165H100V164H98V161H100L99 160ZM139 158V157H138ZM159 158V159H160ZM165 158V157H164ZM164 158L162 159L161 158V160H164ZM174 158V157H173ZM183 158V157H182ZM185 158V157H184ZM192 158V157H191ZM191 158H190V160H191ZM192 158V159H193ZM209 158H211V157H209ZM232 158H234V157H232ZM245 159L246 158H249V157H244ZM243 158V159H244ZM108 159V158H107ZM158 159V160H159ZM186 159V158H185ZM196 159V158H195ZM203 159V158H202ZM229 159H231V158H229ZM29 160V159H28ZM27 160V161H28ZM71 160V159H70ZM85 160H86V158H85ZM137 160H139V159H137ZM150 160V159H149ZM157 160V161H158ZM173 160V159H172ZM178 160V159H177ZM179 160H180V157H179ZM241 160V159H240ZM239 160V161H240ZM254 160H256V159H254ZM254 160H250V161H252L253 163H255L254 162ZM32 161V160H31ZM58 161V160H57ZM102 161V160H101ZM125 161V160H124ZM148 161V160H147ZM155 161V160H154ZM185 161V160H184ZM232 161V160H231ZM243 161V160H242ZM248 161H249V159L248 160H246V161H244V163H245V166L246 165H248ZM259 161V160H258ZM82 162H88V161H83L82 160ZM115 162H117V161H115ZM114 162V163H115ZM160 160H159V164H160ZM187 162V161H186ZM191 162V161H190ZM247 162V163H246ZM252 162H250V163H252ZM260 162H262L261 160H260ZM264 162V161H263ZM57 163V162H56ZM101 163V162H100ZM114 163H113V165H114ZM166 163V162H165ZM184 163V162H183ZM188 163V162H187ZM186 163V164H187ZM234 163V162H233ZM233 163H231V165L233 164ZM41 164V163H40ZM116 164V163H115ZM185 164V163H184ZM185 164V165H186ZM190 165H191V167L193 166L192 164H194L193 162H192V164L191 163H189ZM230 164V163H229ZM258 164V163H257ZM54 165V164H53ZM137 166H138V164H136ZM140 165V164H139ZM147 165H148V163H147ZM188 165V164H187ZM186 165V166H187ZM239 165V164H238ZM253 165H255V164H253ZM84 166V165H83ZM87 166V165H86ZM233 166H237L236 164L235 165H233ZM233 166H232V168H233ZM245 166H243V167H245ZM257 166V168L256 169H258V167L260 166V165H256ZM26 167V166H25ZM110 167V166H109ZM136 167V166H135ZM150 167V166H149ZM148 167V168H149ZM165 167V166H164ZM194 167H196L195 165H194ZM238 167V166H237ZM241 167V168H240ZM239 168L242 170V165L240 166ZM249 167H252V166H249ZM249 167H246V169L248 170V168ZM83 168V167H82ZM115 168V167H114ZM137 168V167H136ZM147 168V167H146ZM185 168V167H184ZM186 168H188V166L186 167ZM196 168H198V166L196 167ZM226 168H228V167H226ZM261 168V166L259 167V169ZM84 169V168H83ZM86 169V168H85ZM142 169H144V168H142ZM161 169V168H160ZM234 169V168H233ZM238 169V168H237ZM236 169V170H237ZM240 169H239V171H240ZM246 169L244 168V170L246 171ZM254 169V168H253ZM252 168L251 169H249V170H251V171H247L248 172V174H246L247 176H250L251 175V173L252 172H254V171H256V169L254 170V171H252L253 170ZM262 169H263V171H264V167L262 166ZM262 169H260V170H262ZM145 170H147V169H145ZM144 170V171H145ZM151 170V169H150ZM162 170H164V169H162ZM244 170H242V171H244ZM83 171V170H82ZM120 171H122V170H120ZM143 171V172H144ZM161 171V170H160ZM160 171H157L158 172V174H159V172ZM167 171V170H166ZM227 171V170H226ZM235 171V170H234ZM242 171H240V173L239 174H243L244 172H242ZM81 172V171H80ZM84 172V171H83ZM82 172V173H83ZM93 172V173H94ZM250 172V173H249ZM88 173V172H87ZM86 173V174H87ZM121 173V172H120ZM160 173H162V172H160ZM182 173V172H181ZM220 173H219V175H220ZM258 173V171L255 173V174H257ZM261 173H264V172H261ZM70 174V173H69ZM84 174V173H83ZM95 174V173H94ZM162 174H164V173H162ZM167 174V173H166ZM224 174H225V172H224ZM233 174V173H232ZM245 174H244V176L243 175H240V176H243V178H247V176H245ZM250 174V175H249ZM77 175V174H76ZM79 175V174H78ZM81 175V174H80ZM117 175V174H116ZM118 175V176H119ZM183 175V174H182ZM215 176H216V174H214ZM218 175V176H219ZM101 176V175H100ZM118 176H117V178H118ZM138 176V178H136ZM156 176H157V174H156ZM162 175H160L159 177H161ZM213 176V175H212ZM215 176H214V180H215ZM251 176H253V175H251ZM250 176V177H251ZM75 177H77V176H75ZM78 177H81V176H78ZM120 177V178H121ZM134 177L136 178V179H138V186L137 187H134V185H133V187L132 186H130V184L132 183L131 182V180H133V182L135 181L134 180ZM168 177H169V175H168ZM182 177V176H181ZM211 177V176H210ZM209 177V178H210ZM121 178V179H122ZM174 178H176V177H174ZM235 178V177H234ZM240 178V177H239ZM242 178V177H241ZM251 178H253V177H251ZM250 178V179H251ZM264 178V177H263ZM81 179V178H80ZM160 179V178H159ZM173 179V177L171 178V181H174V180H172ZM177 179V178H176ZM175 179V180H176ZM207 179V178H206ZM224 179V177L221 179V180H223ZM249 179V177L247 178V179H245V180H248ZM257 181H260L259 180V178H255ZM261 179H262V177H261ZM82 180V179H81ZM87 180V179H86ZM101 180V179H100ZM111 180V179H110ZM117 180V179H116ZM124 180V179H123ZM210 180V179H209ZM209 180H207V181H209ZM212 180V179H211ZM218 180V179H217ZM227 180V179H226ZM253 180V179H252ZM75 181H77V180H75ZM74 181V182H75ZM85 181V180H84ZM122 181V180H121ZM127 181H129V182H131V183H128ZM160 182H161V180H159ZM164 181V180H163ZM166 181V180H165ZM177 181V180H176ZM187 181V184H188V180H186ZM241 181H242V179H241ZM249 181V180H248ZM247 181V182H248ZM254 181V180H253ZM78 182V181H77ZM76 182V183H77ZM116 182V181H115ZM183 182V181H182ZM218 181H216V183H217ZM252 182V181H251ZM255 182V181H254ZM254 182H252V183H254ZM69 183V182H68ZM79 183H80V180H79ZM78 183V184H79ZM83 183V182H82ZM101 183V182H100ZM112 183V182H111ZM159 183V182H158ZM184 183H185V181H184ZM189 185L191 186L192 184V182H190L189 181ZM264 183V182H263ZM75 184V183H74ZM242 184V183H241ZM90 185H92V184H90ZM136 185V184H135ZM159 185V184H158ZM161 185V187H163L162 186V184H160ZM166 185V184H165ZM189 185H184V186H189ZM201 185H203V184H200V186ZM210 185V184H209ZM254 185V184H253ZM257 185H259V184H257ZM261 185H263V187H264V184H262L261 183ZM74 186V185H73ZM72 185H71V187H73ZM75 186H77V184L75 185ZM74 186V187H75ZM168 186V185H167ZM166 186V188H168ZM175 186H177V185H175ZM193 186V185H192ZM191 186V188L193 189V187ZM199 185L197 184V187H198ZM199 186V187H200ZM205 186V185H204ZM216 186V185H215ZM70 187V188H71ZM92 187H93V185H92ZM158 187V186H157ZM199 187L197 188L198 190H199ZM208 188H209V186H207ZM248 187V186H247ZM76 188V187H75ZM113 188V187H112ZM166 188H164V189H162L163 191L166 189ZM181 188V187H180ZM196 188V187H195ZM221 188V187H220ZM219 188V189H220ZM225 188V187H224ZM250 188V187H249ZM249 188H247V189H249ZM114 189V188H113ZM148 189V190H147ZM169 189V188H168ZM182 189V188H181ZM184 189V188H183ZM201 189V188H200ZM212 189V188H211ZM227 188H225V190H226ZM75 190V189H74ZM94 190V189H93ZM161 190V191H162ZM191 190V189H190ZM262 190V189H261ZM260 190V191H261ZM264 190V189H263ZM108 191V190H107ZM180 191V190H179ZM178 191V192H179ZM182 191V190H181ZM181 191L179 192V193H181ZM184 191V190H183ZM186 191V190H185ZM184 191V192H185ZM231 191V190H230ZM250 191V190H249ZM253 191V190H252ZM92 192V191H91ZM114 192H115V190H114ZM151 192H153V191H151ZM178 192H177V196L179 195L178 194ZM221 192H222V190H221ZM245 192V191H244ZM255 192H256V190H255ZM94 193L96 194L97 193V191L95 192L94 191ZM94 193H92V196L94 195V197H88L89 198V200L87 199V201H88V203H87V206L86 205H83V206H85L84 208H82V207H80L79 209H77L78 211H76V216L77 217H79V216H81V214H83L84 212H87L88 213V219L90 220L89 222H98V220H99V213H98V211L100 210V208L98 209V211H97V208H98V204L96 203L97 202V200L96 199H98V197L94 194ZM99 193H100V191H99ZM119 193V192H118ZM156 193V192H155ZM160 193H162V192H160ZM167 193V192H166ZM166 193H163V194H166ZM206 193H210V192H206ZM211 193H213V196H214V193L215 192H211ZM224 193V192H223ZM242 193H243V191H242ZM247 193H248V191H247ZM246 193V195L245 196H249V193L247 194ZM254 193V192H253ZM258 193V192H257ZM63 194V193H62ZM152 194V193H151ZM151 194H150V196H151ZM174 194H176L175 192H174ZM182 194V193H181ZM226 194V193H225ZM64 195V194H63ZM78 195H80V193L78 194ZM113 195H115L114 193H113ZM149 195V194H148ZM156 196L158 195V194H155ZM160 195V194H159ZM207 195V194H206ZM205 195V196H206ZM211 195V194H210ZM251 196H252V194H250ZM1 196V195H0ZM91 196V195H90ZM101 196V195H100ZM111 196V195H110ZM121 196V195H120ZM120 196H119V199H120ZM154 196V195H153ZM174 196V195H173ZM176 196V197H177ZM209 196V195H208ZM212 196V197H213ZM66 197V196H65ZM81 197V196H80ZM86 196L84 195V198H85ZM103 197V196H102ZM108 197H109V195H108ZM180 197V196H179ZM179 197L177 198V199H179ZM182 197H184V196H182L181 195V198ZM210 197V196H209ZM214 197H216V196H214ZM213 197V198H214ZM222 197H223V194H222ZM231 197V196H230ZM57 198V197H56ZM59 198H61V196L59 197ZM58 198V199H59ZM153 198H155V197H153ZM205 198V197H204ZM225 198H227V197H225ZM247 199H248V197H246ZM256 198V197H255ZM118 199V198H117ZM118 199V200H119ZM216 199H217V197H216ZM215 199V200H216ZM258 199V198H257ZM82 200V199H81ZM84 200L85 199H83V202H84ZM99 200H101V198L99 197V199H98V201ZM174 200H176V199H174ZM173 200V201H174ZM221 201L223 200L222 198L220 199ZM219 200V201H220ZM225 200H227V199H225ZM224 200V201H225ZM243 200V199H242ZM245 200V199H244ZM75 201V200H74ZM86 201V200H85ZM86 201V202H87ZM115 201V200H114ZM113 201V202H114ZM120 201V200H119ZM161 201V200H160ZM182 201V200H181ZM207 201V202H206ZM222 202V203H225V202ZM228 201V200H227ZM162 202V201H161ZM213 202H216L215 204L216 205H218L217 204V201H213ZM229 202V201H228ZM259 202H260V200H259ZM33 203V202H32ZM119 203V202H118ZM121 203V202H120ZM120 203H119V205H120ZM162 203H164V202H162ZM240 203V202H239ZM245 203V204H244ZM244 206L245 205H247V204H249V203H247L246 204V202L244 201ZM258 203V202H257ZM54 204V203H53ZM62 204V203H61ZM226 204V203H225ZM255 204V203H254ZM259 204V203H258ZM262 204H264V203H262ZM10 205V204H9ZM32 205V204H31ZM81 205V204H80ZM100 205V204H99ZM205 205V204H204ZM204 205H203V207H204ZM209 205L211 206L212 205V203L210 204L209 203ZM216 205H214V207L216 206ZM232 205V204H231ZM250 205V204H249ZM249 205H247V207L245 206V208H248V209H251V207H253L254 205H251L250 206V208H249ZM1 206V205H0ZM59 206V205H58ZM82 206V205H81ZM169 205H167L166 207H168ZM210 206H208V209L209 208H211ZM213 206V205H212ZM228 206V205H227ZM238 206H239V204H238ZM241 206V205H240ZM255 206H256V204H255ZM264 206V205H263ZM11 207H12V205H11ZM33 207H34V205H33ZM218 207H220V206H218ZM226 207V206H225ZM14 208V207H13ZM56 207L54 206V207H52V210H54ZM60 208V207H59ZM229 208V207H228ZM234 208V207H233ZM244 207H242V209L244 210L245 209ZM259 208V207H258ZM8 209H9V207H8ZM15 209H17V208H15ZM62 209V208H61ZM64 209V208H63ZM62 209V210H63ZM200 209V210H201ZM204 209H206V208H204ZM203 209V210H204ZM207 209V210H208ZM215 209V208H214ZM219 209V208H218ZM217 209V210H218ZM260 209H262V208H260ZM11 210V209H10ZM14 210V209H13ZM60 210V209H59ZM167 210V211H166ZM206 210V211H207ZM224 210V209H223ZM222 208H221V213H222ZM252 210H253V208H252ZM259 210V209H258ZM129 211H127V212H129ZM237 211V210H236ZM235 211V212H236ZM239 211V210H238ZM257 211V210H256ZM7 212V211H6ZM16 212V211H15ZM21 212V211H20ZM19 212V213H20ZM100 212V211H99ZM199 212V211H198ZM204 212V211H203ZM244 212V211H243ZM259 212V211H258ZM257 212V213H258ZM12 213V212H11ZM17 214V215H20V214ZM34 212L32 211V214H33ZM132 213V212H131ZM193 213V212H192ZM205 213V212H204ZM204 213H202L203 214V216H204ZM226 213V212H225ZM234 213V212H233ZM246 213V212H245ZM248 213V212H247ZM246 213V214H247ZM252 213H255V211L253 212L252 211ZM13 214H16V213H14L13 212ZM120 214V213H119ZM133 214V213H132ZM136 214V213H135ZM135 214H133V216H135ZM146 214H148V215H146ZM194 214V213H193ZM192 214V215H193ZM196 214V213H195ZM201 214V213H200ZM199 214V215H200ZM217 214H218V211H216V210H212V211H210V213L207 215L206 214V216L205 217H203V219H204V221H206V222H210V221H212L215 217H217ZM224 214V213H223ZM227 214V213H226ZM245 214V215H246ZM249 214V213H248ZM248 214H247V216H248ZM256 214V213H255ZM26 215V214H25ZM73 215V214H72ZM167 215V214H166ZM191 215V216H192ZM228 215V214H227ZM236 215H238V214H236ZM242 215V214H241ZM244 215V216H245ZM258 215V214H257ZM21 216H22V214H21ZM30 216V215H29ZM29 216H27L28 218H30ZM61 216V215H60ZM63 216V215H62ZM139 216V217H140ZM149 217V218H152V217ZM173 216V215H172ZM198 216V215H197ZM221 216H222V214H221ZM250 216L252 217V216H254V215H252V214H250ZM256 216V215H255ZM254 216V217H255ZM22 217H25V216H22ZM82 217V216H81ZM135 217H137V216H135ZM134 217V218H135ZM167 217V216H166ZM165 217V218H166ZM169 217H171V216H169ZM169 217H167V218H169ZM200 217H201V215H200ZM199 217V218H200ZM224 217V216H223ZM21 218V217H20ZM133 218V217H132ZM152 218V219H153ZM189 218V221L188 222H186L187 224H184V226H181L180 227V229H181V231H183L184 232V234H185V238L187 239V240H190V241H192L193 240V236H195V235H202V236H207L208 238H210L212 241L214 240V241H218L219 242V244H221V246L223 245V242H224V240H223V237L226 235V232L225 231H227V230H222L221 231V229H224L223 227L221 228V229H219L220 231H216L214 228H212V226H214L213 224H208L207 223V227H205L204 225H206V223L204 224V225H202L203 227H198V225H199V223H200V221L202 222V220H199V222L196 220V219H190V217H188ZM194 218V217H193ZM243 219L245 218V217H242ZM3 219H4V217H3ZM6 219V218H5ZM27 219V218H26ZM33 219V218H32ZM82 219V218H81ZM179 219H180V217H179ZM201 219H202V217H201ZM239 219V221H240V218H238ZM238 219H237V221H238ZM246 219L248 220V217H246ZM250 219V218H249ZM9 220V219H8ZM30 220L31 219H29V222H30ZM60 220H61V218H60ZM59 220V221H60ZM62 220H63V218H62ZM136 220V219H135ZM138 220V219H137ZM139 220H141V221H143L142 219H139ZM148 220V219H147ZM147 220H145V221H147ZM154 220L155 219H153V222H154ZM157 220V221H158ZM159 220V221H160ZM167 220V219H166ZM165 220V221H166ZM172 220V219H171ZM216 220V219H215ZM247 220H243V221H245V222H247ZM251 220V219H250ZM249 220V221H250ZM7 221V220H6ZM16 221V220H15ZM27 221V220H26ZM26 221H23V222H26ZM156 221V220H155ZM156 221V222H157ZM158 221V222H159ZM160 221V222H161ZM238 221V222H239ZM11 221H9V223H10ZM18 222V221H17ZM62 222V221H61ZM157 222V223H158ZM172 222V221H171ZM183 222H184V220H183ZM220 222V221H219ZM5 223V222H4ZM4 223H3V225H4ZM8 223V222H7ZM140 223H142V222H140ZM139 223V224H140ZM147 223V222H146ZM149 223V222H148ZM163 223H165L164 221H162L160 224V227L162 226L163 227ZM170 223V222H169ZM18 224V223H17ZM20 224V223H19ZM30 224V223H29ZM125 224V223H124ZM143 224V223H142ZM153 224L155 225V226H153ZM159 224V223H158ZM157 224V225H158ZM166 225H167V223H165ZM240 223H238V225H239ZM244 224V223H243ZM249 224V223H248ZM25 225H27V227H28V222L25 224ZM34 225V224H33ZM151 228L150 229H152L153 231H155V227L157 226L155 223H152L151 222ZM182 225H183V223H182ZM6 226V225H5ZM13 226V225H12ZM15 226V225H14ZM13 226V227H14ZM23 226V225H22ZM110 226V225H109ZM125 226V225H124ZM141 226V225H140ZM146 226H147V224H146ZM146 226H145V228H146ZM169 226V225H168ZM175 226V225H174ZM218 226V225H217ZM220 226H221V223H220ZM239 226H243L242 224L241 225H239ZM244 226H246V225H244ZM249 226V225H248ZM247 226V227H248ZM9 228H11L10 226H8ZM8 227H6V229L5 230H7V228ZM17 227L19 228V226L17 225ZM24 227H26V226H24ZM114 227V226H113ZM127 227V226H126ZM129 227H131V225L130 226H128V229H129ZM144 227V226H143ZM149 227H150V225H149ZM152 227H154V229L152 228ZM159 227V228H160ZM166 227V226H165ZM227 227V226H226ZM225 227V229H227ZM235 227V226H234ZM241 227L239 228L238 226H237V228H235L236 230L239 228L240 230H241ZM264 227V209H262L261 211H260V214L257 216V218L255 217V219L254 220H252V222H250V230H248V231H252V233L253 234H258V233H260L263 229ZM3 228V227H2ZM8 228V230L7 231H5V233L6 234H8L7 232H10L11 230ZM35 228V227H34ZM59 228V227H58ZM144 228V229H145ZM157 228V227H156ZM158 228V229H159ZM233 228V227H232ZM246 228V227H245ZM245 228H243V229H245ZM12 229V228H11ZM31 229L33 230V228L31 227ZM158 229H156V231H158ZM165 229V228H164ZM238 229V230H239ZM243 229H242V231H243ZM247 229H249V227L247 228ZM246 229V230H247ZM16 230V229H15ZM28 230V229H27ZM117 230V229H116ZM125 230H127V229H124L123 231H124V233L126 234V231ZM151 230V231H152ZM159 230H163V229H159ZM169 230V229H168ZM235 230V231H236ZM240 230H239V233H240V235H237V234H235V235H237V236H241V237H245L246 236V233H244V231L243 232H240ZM14 231V230H13ZM146 231V233L145 234H147L148 232L150 233L151 231H149V228H148V230L146 229L145 230ZM148 231V232H147ZM248 231H245V232H248ZM24 232V231H23ZM26 232V231H25ZM24 232V233H25ZM110 232V231H109ZM133 232H134V230H133ZM160 232V231H159ZM227 232H230V229H228V231ZM264 232V231H263ZM16 233V232H15ZM18 233V232H17ZM33 233V232H32ZM116 233V232H115ZM124 233H122V234H124ZM127 233H128V231H127ZM155 233V232H151L150 234V236H152L153 234ZM164 233H165V231H164ZM250 233V232H249ZM252 233H251V235H250V237L252 236ZM10 234H12V231H11V233H9V235ZM18 234H20V233H18ZM22 234V233H21ZM20 234V235H21ZM26 234V233H25ZM25 234H22V236L24 235L25 236ZM96 233H95V231H93V233H92V235H95ZM113 234V233H112ZM128 234H130V233H128ZM159 233H157L156 232V234H154V235H156V237H155V241H156V239H158L159 237H160V235L162 234H160V235H158ZM170 234V233H169ZM172 234V233H171ZM2 235H3V231H2ZM5 235V234H4ZM3 235V236H4ZM17 234H15V236H16ZM53 235V234H52ZM91 235V236H92ZM111 235V234H110ZM154 235H153V237H154ZM164 234H162V236H163ZM217 235H218V237H217ZM262 235V234H261ZM11 236V235H10ZM10 236H7L8 237V239H9V237ZM19 236V235H18ZM39 236V235H38ZM112 236V235H111ZM110 236V237H111ZM124 236V235H123ZM146 236V235H145ZM147 236H149L148 234H147ZM165 236V235H164ZM187 236V237H186ZM259 236V235H258ZM6 237V236H5ZM13 237H14V235H13ZM35 237V236H34ZM93 237V236H92ZM109 237V238H110ZM118 237V236H117ZM152 237V238H153ZM226 237V236H225ZM12 238V237H11ZM20 238V237H19ZM106 238V237H105ZM112 238H114V237H112ZM111 238V239H112ZM142 238V237H141ZM151 237H149V239H150ZM160 238H162V237H160ZM246 238V237H245ZM247 238H248V236H247ZM246 238V239H247ZM14 239H16L15 237H14ZM14 239H13V241H14ZM93 239L94 238H91V237H89V241H87V242H89L88 244H87V247H86V249L84 250V253H85V255L86 256H89V257H91L92 258V264H97L98 263V253L100 254V244H99V242H96L95 241V243H94V241H93ZM122 239V238H121ZM126 239V238H125ZM154 239V238H153ZM164 239V238H163ZM162 239V241H163V243L165 242L164 240ZM166 239V238H165ZM192 239V240H191ZM196 239V237L194 238V240ZM249 239V238H248ZM12 240V239H11ZM21 240V239H20ZM26 240H27V238H26ZM32 240V239H31ZM56 240V239H55ZM66 240V239H65ZM95 240H97V239H95ZM99 240V239H98ZM97 240V241H98ZM116 240H118V239H116ZM159 240V239H158ZM175 240V239H174ZM210 240V241H211ZM5 241V240H4ZM10 241V240H9ZM25 241V240H24ZM119 241V240H118ZM123 241V240H122ZM147 241H149V240H147ZM146 241V242H147ZM178 241V240H177ZM190 241H188V242H190ZM216 241V242H217ZM254 241V240H253ZM261 241L263 242V239L261 238ZM260 241V242H261ZM11 242V241H10ZM9 242V243H10ZM20 242V241H19ZM22 242V241H21ZM39 242V241H38ZM37 242V243H38ZM85 242V241H84ZM113 242V241H112ZM133 242V241H132ZM160 242V241H159ZM193 242V241H192ZM241 242V241H240ZM240 242H239V245H240ZM258 242V241H257ZM259 242V243H260ZM30 243H31V241H30V239H28L26 242H25V244L24 243H22V244H24L22 247H27V248H25V249H27L28 250V248L30 247V248H32V246L30 245ZM34 243V242H33ZM69 243V242H68ZM148 243V242H147ZM158 243V242H157ZM177 243V242H176ZM175 243V244H176ZM181 243V242H180ZM212 243V242H211ZM255 243V242H254ZM253 243V244H254ZM21 244V245H22ZM39 244V243H38ZM151 244V246H152V244L153 243H150ZM161 243H159V244H157V245H160ZM165 244V243H164ZM215 244V243H214ZM218 244V243H217ZM19 245V244H18ZM33 245V244H32ZM76 245V244H75ZM172 245V244H171ZM181 245V244H180ZM212 245V244H211ZM238 245V246H239ZM11 246V245H10ZM105 246V245H104ZM149 246V245H148ZM8 247V246H7ZM160 247V246H159ZM179 247V246H178ZM185 247H187V246H185ZM216 247V246H215ZM232 247V246H231ZM252 247V246H251ZM18 248V247H17ZM21 248V247H20ZM29 248V249H30ZM35 248V247H34ZM101 248H104L103 247V245H102V247ZM156 248H157V246H156ZM161 248V247H160ZM170 248V247H169ZM177 248V247H176ZM218 248V247H217ZM207 249V248H206ZM220 249V248H219ZM231 249V248H230ZM235 249V248H234ZM236 249H238V247L236 248ZM262 249H263V247H262ZM22 250V249H21ZM24 250V249H23ZM32 250V249H31ZM104 250V249H103ZM111 250V249H110ZM161 250H164V249H162L161 248ZM178 250V249H177ZM207 250H209V251H207V253L209 252L210 254H215L216 253V251H217V249L216 248H214V247H210V249H207ZM256 250V249H255ZM260 250V249H259ZM259 250H257V251H259ZM39 251V250H38ZM182 251V250H181ZM242 251V250H241ZM261 251V250H260ZM259 251V252H260ZM25 252V251H24ZM23 252V253H24ZM111 252V251H110ZM180 252V251H179ZM45 253V252H44ZM173 253V252H172ZM174 253H175V251H174ZM181 253V252H180ZM180 253H179V255H180ZM183 253V252H182ZM192 253V252H191ZM239 254H240V252H238ZM166 254V253H165ZM176 254H178V253H176ZM239 254H237V255H239ZM249 254V253H248ZM255 254V253H254ZM258 254V253H257ZM42 255V254H41ZM45 255V254H44ZM83 255V254H82ZM152 255V254H151ZM160 255V254H159ZM173 255H175V254H173ZM182 255V254H181ZM195 255V254H194ZM203 255H204V253H203ZM206 253H205V257H206ZM216 255V254H215ZM214 255V256H215ZM241 255H243V254H241ZM260 255H263V254H260ZM157 256V255H156ZM178 256V255H177ZM176 256V258H178ZM185 255L183 254V257H184ZM188 256V255H187ZM210 256V258L212 257V255H209ZM244 256V255H243ZM242 256V257H243ZM173 257V256H172ZM172 257H170L171 259H172ZM182 257V258H183ZM186 257V256H185ZM238 257V256H237ZM259 258H260V256H258ZM258 257H256V258H258ZM262 257V256H261ZM180 258V257H179ZM209 258V259H210ZM212 258H214V257H212ZM240 258V257H239ZM264 258V257H263ZM263 258L261 259V261H263ZM45 259V258H44ZM75 259V258H74ZM88 259V258H87ZM153 259V258H152ZM186 259V258H185ZM185 259H183V260H185ZM206 259L208 260V258L206 257ZM244 259V258H243ZM175 260V258L172 260V261H174ZM187 260H189V258L187 259ZM212 260V259H211ZM210 260V261H211ZM221 260V259H220ZM249 260V259H248ZM253 260V259H252ZM110 261V260H109ZM177 261V260H176ZM178 261H180V260H178ZM177 261V262H178ZM190 261V260H189ZM188 261V262H189ZM209 261V260H208ZM246 261V260H245ZM260 261V259L258 260V264H262V263H260L259 262ZM184 262H186V261H184ZM205 262V261H204ZM215 262V261H214ZM250 262V261H249ZM264 262V261H263ZM183 263V262H182ZM190 263V262H189ZM188 263V264H189ZM254 263H255V261H254ZM19 264V263H18ZM185 264V263H184Z\"/></svg>",
  "mask_w": 264,
  "mask_h": 264
}]
</instances>
